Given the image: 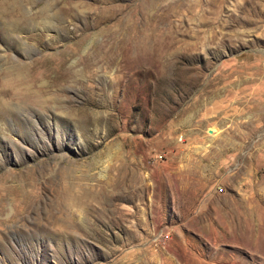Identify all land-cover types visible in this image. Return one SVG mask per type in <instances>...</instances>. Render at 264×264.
Masks as SVG:
<instances>
[{
    "label": "rangeland",
    "instance_id": "374dc122",
    "mask_svg": "<svg viewBox=\"0 0 264 264\" xmlns=\"http://www.w3.org/2000/svg\"><path fill=\"white\" fill-rule=\"evenodd\" d=\"M13 203L0 264H264V0H0Z\"/></svg>",
    "mask_w": 264,
    "mask_h": 264
},
{
    "label": "bare ground",
    "instance_id": "6f19581e",
    "mask_svg": "<svg viewBox=\"0 0 264 264\" xmlns=\"http://www.w3.org/2000/svg\"><path fill=\"white\" fill-rule=\"evenodd\" d=\"M65 60H62V59H59L57 61L58 63V66L60 69L63 70V65L65 64ZM42 68L45 70V71H48L50 70L51 68L49 67V64H46V63H43L42 62ZM66 65V64H65ZM60 74L56 77V79L53 81V83H56L57 81L59 82L60 80H67L68 78L66 77V75L60 70ZM48 72H46L45 74H42V76H40L39 78L35 79V84L38 83L39 80L41 79H44V78H47L49 77V73L47 74ZM30 87V86H29ZM37 93V92H36ZM5 95H7L5 92L3 93ZM70 196H72L71 192L69 193ZM72 199V197H70ZM73 204V203H72ZM25 206H28V203H13L12 204V207L8 208V209H5L3 206L0 205V215L3 214V213H6V216L7 218H14L16 217L17 214L20 215L22 209L25 207ZM27 208V207H26ZM75 233V232H74Z\"/></svg>",
    "mask_w": 264,
    "mask_h": 264
}]
</instances>
